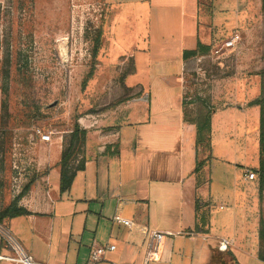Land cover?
<instances>
[{
	"label": "crops",
	"instance_id": "crops-1",
	"mask_svg": "<svg viewBox=\"0 0 264 264\" xmlns=\"http://www.w3.org/2000/svg\"><path fill=\"white\" fill-rule=\"evenodd\" d=\"M198 2L188 1L197 12ZM184 5L181 1L175 9L174 42L161 37L152 57L150 46L145 52L156 70H147L142 82L127 83L136 73L135 57H128L132 72L123 76L118 93L127 88L130 98L91 119H78L86 131L84 165L66 191L59 192L55 166L61 146H49L47 156L41 154L39 164L47 160V169L37 168L39 177L17 203L28 214L4 220L36 264H88L89 251L107 245L115 249L94 264H144L149 230L163 232L164 238L156 259L147 264H264L257 259L264 191L259 193L257 178L243 179L244 170L258 162L250 166L240 157L218 167L216 186L210 169L193 172L197 157L208 148L204 143L195 146L194 125L184 116L182 53L197 46L184 47ZM153 10L165 31L170 9ZM14 198L0 203V211ZM114 215L131 225L115 223ZM9 256L11 249L0 242V264H17L1 258Z\"/></svg>",
	"mask_w": 264,
	"mask_h": 264
},
{
	"label": "rangeland",
	"instance_id": "rangeland-1",
	"mask_svg": "<svg viewBox=\"0 0 264 264\" xmlns=\"http://www.w3.org/2000/svg\"><path fill=\"white\" fill-rule=\"evenodd\" d=\"M181 1H185L184 47L197 43L209 47L205 54L186 59L184 66L187 118L196 119L204 103L214 109L209 148L197 162H204L201 169L211 170L212 186L222 165L239 162L240 157L250 166L257 164L259 108L249 105L259 96V73L264 71L261 0H199L198 12L189 0H0L1 204L41 172L37 168L47 160L39 164V159L41 154L47 156L49 146L62 150L68 145L75 121L107 112L109 104L125 95L118 90L131 68L128 57L134 56L136 62L128 84L142 82L147 70H156L145 52L151 47L152 57L161 37L174 42V13ZM152 9H170L165 31ZM98 29L101 42L93 62ZM234 33L240 36L239 43L222 49L223 41ZM228 103L238 104L247 116L238 108L224 107ZM37 129L50 135V141L40 142ZM82 151L81 146L75 149L71 165ZM211 212L216 216L217 207L212 205Z\"/></svg>",
	"mask_w": 264,
	"mask_h": 264
},
{
	"label": "trees",
	"instance_id": "trees-1",
	"mask_svg": "<svg viewBox=\"0 0 264 264\" xmlns=\"http://www.w3.org/2000/svg\"><path fill=\"white\" fill-rule=\"evenodd\" d=\"M264 3V0H261ZM262 8H264V4H262ZM101 29H98L97 35L94 39V49L92 52L93 62L97 60V51L100 46V38H101ZM209 47L207 45L197 43V46L193 50H185L182 53V57L184 60L189 57L195 55H202L208 51ZM130 65L131 60H130ZM93 68V67H92ZM132 72V67L126 72L124 75ZM92 76V71H90L86 77L89 80ZM261 78L259 96L255 99L253 103H250L249 106H256L259 108V117L257 121L256 129L258 131V165L255 168L250 169L256 176L258 180V191L261 193L264 191V71L259 73ZM85 85V82L83 83ZM129 90L125 88V95L116 99L114 102L109 104L107 108H111L121 104L124 101L128 100ZM205 106V107H204ZM204 109L198 111L196 115V119H189L184 114L185 119L194 125V144L198 146L204 143L207 148H209V131H210V115L214 109H210L205 103L203 105ZM224 107H228V105H224ZM86 131L79 128L76 121L73 123L72 131L69 133L68 145L63 147L60 152L59 158L55 164V166L59 167V192L66 191L73 180V177L77 171L83 169L84 160L80 157L79 161H77L76 165H71L75 160L74 153L75 149L79 146L83 148L85 142ZM204 162H196L194 173L198 174V171L202 167ZM44 174V173H42ZM39 176L32 177V179L22 188L21 192L10 202V204L3 210L0 211V222L4 224L5 219L27 215L28 213L21 208H17V203L20 198L29 190L30 186ZM199 185V181L196 182V187ZM196 201V200H195ZM198 209V203L195 202V210ZM258 239H259V250L257 253V259L264 263V219L259 220L258 225Z\"/></svg>",
	"mask_w": 264,
	"mask_h": 264
},
{
	"label": "built area",
	"instance_id": "built-area-1",
	"mask_svg": "<svg viewBox=\"0 0 264 264\" xmlns=\"http://www.w3.org/2000/svg\"><path fill=\"white\" fill-rule=\"evenodd\" d=\"M240 41V36L237 33H234L229 39L223 41L221 48L222 49H232L234 48ZM217 53L218 51H214ZM36 134L39 137L41 142H49L50 135L40 133V130H36ZM243 179L252 181L256 179V175L250 170H244ZM113 221L117 224H122L124 226L131 225V222L127 219L122 218L120 215H114ZM146 255L144 259V264L149 263L150 261L155 260L154 256L158 255L163 238L164 233L155 230H149L146 235ZM0 242L5 243L11 249V256L9 257H1L2 259H6L8 261L17 263V264H36L31 256L27 253L21 243L11 234V232L6 228L4 224L0 222ZM115 249L114 245L107 246H98L92 248L89 251V259L88 264H94L101 260L102 256L106 251H113Z\"/></svg>",
	"mask_w": 264,
	"mask_h": 264
}]
</instances>
